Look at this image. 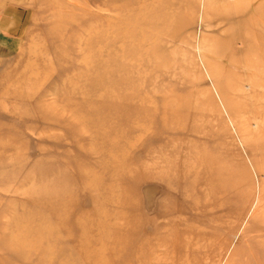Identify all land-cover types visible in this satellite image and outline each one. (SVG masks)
<instances>
[{"label": "rangeland", "instance_id": "obj_1", "mask_svg": "<svg viewBox=\"0 0 264 264\" xmlns=\"http://www.w3.org/2000/svg\"><path fill=\"white\" fill-rule=\"evenodd\" d=\"M240 1L0 0V264H264Z\"/></svg>", "mask_w": 264, "mask_h": 264}, {"label": "bare ground", "instance_id": "obj_2", "mask_svg": "<svg viewBox=\"0 0 264 264\" xmlns=\"http://www.w3.org/2000/svg\"><path fill=\"white\" fill-rule=\"evenodd\" d=\"M242 1H244V7H241V8H239V12L237 11L236 13H239V20H241V18L244 16V14H248L249 12H245V10H246V8H248L249 6L251 7L252 5H253V2L255 1V0H242ZM241 1L239 0V3H240ZM240 6V5H239ZM236 9V8H235ZM251 18L252 17H257L258 19H260L259 18V14H258V9H254V10H252L251 11ZM262 19H261V22L260 23H262V26L260 27L261 28V31L264 33V12L262 13ZM252 20V19H251ZM254 23H255V21H253ZM253 24V23H252ZM244 36H247L246 34L244 35L243 34V36H241V38H240V40L241 41H243L244 43L246 42V39H247V41L248 42H250V43H248V47H247V49L248 50H251V51H253V49L254 48H257L258 46L256 45V47L251 43V39H250V35H248L247 37H245V38H242V37H244ZM254 39V41L253 42H259V44H260V46H261V44H262V46H261V48H262V50L264 51V41H262V42H260V36H256V37H253ZM247 45V44H246ZM243 51V50H242ZM245 53H247V52H245ZM258 53V52H257ZM250 54V53H249ZM256 54V53H255ZM263 54H264V52H263ZM248 57V56H247ZM257 57V56H256ZM263 57H264V55H263ZM259 59V58H258ZM258 59H257V61L255 62V63H257V62H259L258 61ZM249 61H251L250 59H249ZM261 61H262V57H261ZM251 63V62H250ZM255 63H252V64H255ZM251 65V64H250ZM249 67V66H248ZM255 68V67H254ZM260 68V67H259ZM249 71H252L251 69L249 70ZM254 71V70H253ZM263 77V76H262ZM255 84V83H254ZM258 85V84H257ZM251 86V85H250ZM253 87V86H252ZM254 87H257V86H254ZM100 212V211H99ZM32 217V216H31ZM28 219V218H27ZM30 219V218H29ZM28 219V220H29ZM32 220V219H31ZM41 220V219H40ZM38 221V220H37ZM26 222V221H25ZM27 222H29V221H27ZM22 229V228H21ZM41 230H43L42 228H41ZM187 230V229H186ZM27 231V230H26ZM25 232V231H24ZM28 232V231H27ZM26 232V233H27ZM25 233V234H26ZM32 233V232H31ZM39 234H40V232H38ZM37 233V234H38ZM25 234H24V236H25ZM36 234V233H35ZM38 234V235H39ZM44 234V233H43ZM186 234V233H185ZM42 235V234H41ZM32 236V235H31ZM21 239L22 238H24V237H20ZM28 239V238H27ZM40 239V238H39ZM17 240V239H16ZM22 241H23V239H22ZM30 241V240H29ZM25 242V241H24ZM27 242V241H26ZM35 242H37V241H35ZM41 242V241H40ZM22 243V242H21ZM32 243V242H31ZM37 244V243H36ZM44 244V243H43ZM28 245V244H27ZM30 245V244H29ZM33 245V244H32ZM23 246V245H22ZM31 246V245H30ZM39 248V247H38ZM29 249V248H28ZM31 249V248H30ZM35 251V250H34ZM38 251V250H37ZM28 253V252H27ZM43 254V253H42ZM26 256H27V254H26Z\"/></svg>", "mask_w": 264, "mask_h": 264}]
</instances>
